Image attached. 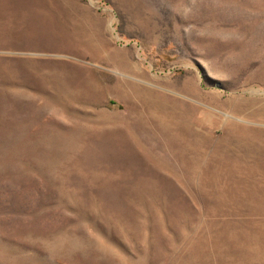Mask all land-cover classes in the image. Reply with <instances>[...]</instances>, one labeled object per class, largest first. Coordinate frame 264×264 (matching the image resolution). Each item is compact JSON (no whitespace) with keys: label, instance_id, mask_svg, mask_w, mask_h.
Segmentation results:
<instances>
[{"label":"rangeland","instance_id":"1","mask_svg":"<svg viewBox=\"0 0 264 264\" xmlns=\"http://www.w3.org/2000/svg\"><path fill=\"white\" fill-rule=\"evenodd\" d=\"M0 264H264V0H0Z\"/></svg>","mask_w":264,"mask_h":264},{"label":"bare ground","instance_id":"2","mask_svg":"<svg viewBox=\"0 0 264 264\" xmlns=\"http://www.w3.org/2000/svg\"><path fill=\"white\" fill-rule=\"evenodd\" d=\"M263 115V114H262Z\"/></svg>","mask_w":264,"mask_h":264}]
</instances>
